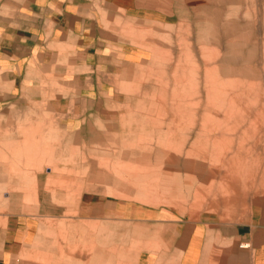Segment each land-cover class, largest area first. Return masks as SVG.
<instances>
[{"label": "rangeland", "instance_id": "374dc122", "mask_svg": "<svg viewBox=\"0 0 264 264\" xmlns=\"http://www.w3.org/2000/svg\"><path fill=\"white\" fill-rule=\"evenodd\" d=\"M191 3L190 21L152 36L153 56L122 84L110 120L73 128L44 103L18 124L28 136L16 146L31 149L15 150L26 169L15 171L14 190L40 191L47 216L14 264H139L141 251L156 248L135 219L232 220L264 203V0ZM168 152L205 165L204 200L198 173L184 158L168 164ZM89 197L125 210L126 221L90 218Z\"/></svg>", "mask_w": 264, "mask_h": 264}, {"label": "crops", "instance_id": "0c3cea01", "mask_svg": "<svg viewBox=\"0 0 264 264\" xmlns=\"http://www.w3.org/2000/svg\"><path fill=\"white\" fill-rule=\"evenodd\" d=\"M191 8V0H0V264H14L47 216L40 191L35 197L14 190L15 171L26 169L25 161L16 163L15 150L31 149L30 142L16 146L28 136L18 124L44 103L73 128L100 116L110 120L122 84L153 56L152 36L169 33L160 26L190 21ZM164 158L168 164L185 159L186 169L202 179L195 195L204 200L205 165L175 152ZM36 176L39 181L41 173ZM102 206L89 197L86 215L126 221L125 210ZM135 222L156 248L141 251L139 264H264V203L232 220L210 212L181 219L162 212Z\"/></svg>", "mask_w": 264, "mask_h": 264}, {"label": "bare ground", "instance_id": "6f19581e", "mask_svg": "<svg viewBox=\"0 0 264 264\" xmlns=\"http://www.w3.org/2000/svg\"><path fill=\"white\" fill-rule=\"evenodd\" d=\"M243 121V120H242ZM240 126V125H239ZM256 146V145H255ZM249 152V151H248ZM261 165V164H260ZM227 169V168H226ZM239 173V172H238ZM241 173V172H240ZM234 174V173H233ZM241 175V174H240ZM229 176V175H228ZM242 176V175H241ZM240 176V177H241ZM264 177V176H263ZM231 179V178H230ZM230 179H228V181H230ZM226 180V179H225ZM234 180H236V179H234ZM253 181V180H252Z\"/></svg>", "mask_w": 264, "mask_h": 264}]
</instances>
